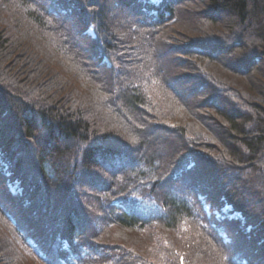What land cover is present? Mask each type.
I'll list each match as a JSON object with an SVG mask.
<instances>
[{
    "label": "trees",
    "instance_id": "16d2710c",
    "mask_svg": "<svg viewBox=\"0 0 264 264\" xmlns=\"http://www.w3.org/2000/svg\"><path fill=\"white\" fill-rule=\"evenodd\" d=\"M0 216L44 264H264V0H0Z\"/></svg>",
    "mask_w": 264,
    "mask_h": 264
},
{
    "label": "rangeland",
    "instance_id": "374dc122",
    "mask_svg": "<svg viewBox=\"0 0 264 264\" xmlns=\"http://www.w3.org/2000/svg\"><path fill=\"white\" fill-rule=\"evenodd\" d=\"M18 7L20 8V6H18ZM139 18H143V17H139ZM130 21H132L130 17H128L127 20H125V22H127V23H129ZM170 23L171 24H169V26H170L171 29H173V32L164 30L165 32L163 31L164 33H162V35L165 37L166 36L165 33H166L167 34V38H169L170 42L178 43L179 38L183 34V30L181 28H176V26H177L176 25V21L170 22ZM24 24H26V23H24ZM152 27L154 28V29H150V31L152 33L154 32V34H161V33H159L157 31L158 27H156V26H152ZM143 28H141V27H135L134 26V29L137 32H139L138 34H141V31L144 30ZM201 28H204V27L202 26ZM146 30H148V29H146ZM90 31H91L90 28L89 29L88 28L86 29V32L87 33H89ZM39 34H41V33L39 32ZM70 35H72V36H70ZM43 36H46V34H43ZM47 38L49 39V35H47ZM66 38H67V40L70 38L71 43L73 44V46L74 47H78L82 51L84 50L83 48L87 46V45H85V43H86L85 39L82 38V36L77 31V25H75L74 29L69 32L68 37H66ZM50 40H51L52 46L55 45V46L61 48L62 50H63V48H65V41H64L65 39L64 38H63V40H61L59 42V44H58V42H55L52 39H50ZM152 41L154 42L155 40L152 38ZM157 42H155L154 45H153V43H151V44L148 43L149 44V47H150L151 55L154 53L153 58H150L149 59V56L148 55L150 53L149 54H146L145 56L149 60L150 65H155V66H159L160 67V65H161L160 64V59L157 58L156 57V54H155V49H156V43ZM143 59L146 60L145 58H143ZM197 60L201 61L202 63L205 62L204 60H201V59H197ZM90 61H91L90 62L91 65H92L91 68L92 69L95 68V60L92 59ZM194 63H195V66L196 67L197 66H200V64H199L198 61H194ZM219 67L220 66H215L213 69H212V67H210L209 69H207L208 75L211 73L212 74L211 77H212L213 80L216 78V76L220 77L219 74L221 73V70L219 69ZM147 68H149V67L147 66ZM128 71H130V68H125V72L127 73ZM161 76L164 79V78H166L169 75H164L163 74ZM171 78H173V76ZM86 79L88 80V76H87ZM198 81H200V80H195V82H198ZM162 84L163 83H161L159 85V89L161 88V91L164 90L163 87H161ZM170 84H171L172 87H174V83L173 82H170ZM180 91L184 94V92H183L182 89H180ZM180 91L178 90V92H176L175 89H172V93L176 94L177 96L180 95L179 94ZM172 93L171 94H167V96H168L167 98L168 99L165 101L166 104H167V108L164 109L163 116H170L172 114V109L171 108L173 106H174V108L176 109L177 112H179L180 110H182L180 108V106L181 105L183 106V104L182 103L180 104L178 101H173V99H172V97H173ZM103 94L99 95L100 97H103V100L102 101L100 99H98L99 105L101 106V104H102V110H103V112L106 111V112H104L105 115H110L111 110L114 109L112 106H116L117 102H116L115 98L109 97L106 94H104V95ZM89 98H90L91 101H94L95 100V96L94 95H90ZM176 117H179V115H176ZM187 118H189L190 120H192L193 124H195L196 120H198L197 119V115H193V117H191V118L189 116H187ZM110 123H113V125L116 126L115 123H120V122H118L117 119L111 117L110 118V122H108L107 125L110 124ZM122 126H123V128L120 127L121 130L119 128H117V127H114V129L116 131H118L119 133H124V130L126 128L129 129V127L130 128L132 127L130 124H127L126 126L122 124ZM125 137H126L125 139H127L131 144H133L135 142V137L129 136L128 134L125 135ZM106 178L109 179V175H106ZM197 185H199L201 187H204V183L201 182V181L198 182ZM90 192L91 191H87V193H90ZM104 222H106V221H104ZM181 228H182V230H181ZM11 229H12V227H7V222L4 221L2 219V217L0 216V239L2 240V244H1L2 245V252H4V255L7 256L8 259H12V261H13L12 264H44L43 262L41 263L38 258H35L31 254V252L29 251V249L27 247H25L21 243V241H19V240L16 239V236H15V234H14L13 231L11 232ZM152 230H154V229L150 228V231H152ZM183 230H184V226H181L180 229L176 230L174 232V234H172V237H175L176 235L179 236V237H182L183 236L182 234H184ZM161 231L164 232V230H161ZM173 231L168 230L166 232H168V234H170ZM149 234H152V233L149 232L148 234H146V236H148ZM189 235L192 237V239L195 242L193 244V246L195 248V251H197V252L199 251V253H200L201 244H204L203 251L207 253V254H205L206 256H200L199 255L198 256L199 259H197V263L196 264H227V263H224V258H222V256H221V253H223V252L220 251L218 249V247H214L213 245H211L208 242L206 243V240L204 238H201L200 234H196V233L192 234V233H189ZM204 237L205 238L207 237L206 234H204ZM195 251L193 250L192 253H191V255H193L195 253ZM218 256H221V259L218 258Z\"/></svg>",
    "mask_w": 264,
    "mask_h": 264
}]
</instances>
